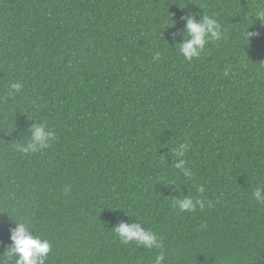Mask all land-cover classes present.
I'll return each instance as SVG.
<instances>
[{"label":"trees","instance_id":"1","mask_svg":"<svg viewBox=\"0 0 264 264\" xmlns=\"http://www.w3.org/2000/svg\"><path fill=\"white\" fill-rule=\"evenodd\" d=\"M260 4L0 0V97L23 85L0 100V255L23 218L51 243L46 264H154L159 250L112 231L138 219L163 241L164 264H264V204L252 196L264 184ZM204 13L224 38L186 61L173 34ZM35 121L55 131L52 146L16 151ZM183 143L191 179L173 166ZM188 194L205 208L173 206Z\"/></svg>","mask_w":264,"mask_h":264},{"label":"clouds","instance_id":"2","mask_svg":"<svg viewBox=\"0 0 264 264\" xmlns=\"http://www.w3.org/2000/svg\"><path fill=\"white\" fill-rule=\"evenodd\" d=\"M201 9V8H200ZM196 15L189 14L182 19L185 22L183 33L177 32L175 36H181L179 45V54L186 60L191 62L193 59L199 58L205 51L206 45L210 42L220 41L224 38V32L220 22L215 16H209L206 13L197 20ZM259 22L264 26V0L256 7L253 12V25ZM185 34L187 38H185ZM245 38L250 42L253 37L259 36L258 32H250L249 28L245 30ZM160 53L157 52L153 60H159ZM225 76L228 72L225 71ZM23 85L19 82H12L8 85L6 96L0 97V100H7L9 97H14L22 91ZM34 121V120H33ZM30 135L23 143L16 142L13 148L25 155L35 154L49 149L52 142L56 139L54 130H50L45 123L34 122L28 129ZM189 145L186 143L180 144L178 148L173 149V154L176 157L173 166L175 169L183 173L188 179L193 176L192 171L186 167L187 161L183 158ZM71 187H65V194L70 193ZM204 187L199 186L197 193L202 195ZM253 199L264 204V184L257 185L252 193ZM206 201L200 196L193 197L191 195H183L182 198H175L173 206L178 208L180 212H195L197 208L203 210ZM208 207H211V202H207ZM136 223L128 224L121 222L112 228L119 241L124 245L135 244L137 247H143L149 250H159L156 255L154 264H164L165 253L163 251V241L158 237L157 233L151 229H146L138 219ZM15 227L10 229V245L7 250L0 255V264H46L52 245L47 239H43L36 234H30L29 229L31 224L25 222L23 218L14 221ZM33 229V228H32ZM0 247H3L0 242Z\"/></svg>","mask_w":264,"mask_h":264}]
</instances>
